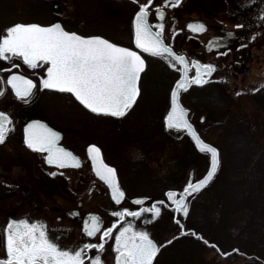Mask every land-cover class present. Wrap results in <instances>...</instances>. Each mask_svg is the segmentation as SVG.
<instances>
[{
  "label": "snow or ice",
  "instance_id": "snow-or-ice-1",
  "mask_svg": "<svg viewBox=\"0 0 264 264\" xmlns=\"http://www.w3.org/2000/svg\"><path fill=\"white\" fill-rule=\"evenodd\" d=\"M136 8L132 17V44L114 42L100 34H82L70 30L60 20L48 24L39 22H15L0 31V96L8 91L24 103L31 100L36 90L49 89L69 93L92 113L112 117H124L136 103L140 95L141 74L147 67L144 54L162 58L167 65L177 71L178 78L170 88L169 106L163 121L168 129L187 132L200 152L210 158L206 173L194 179L195 173L180 187H168L162 198L153 199L149 195L129 197L132 206L122 204L128 195L121 186L117 169L106 163L102 149L96 143L87 145L95 174L110 189V196L116 206L111 212L114 217L108 226L99 214L89 212L82 221V231L89 238L78 245L69 246L50 236L45 221L31 220L28 217H10L3 228L4 253H0V264H105L102 253L108 248L114 253V264H154L161 248L171 243L179 235L190 234L205 245L216 248L223 256H229L214 242L195 228L187 227L189 197L202 190L213 180L219 166V149L206 141L189 119V109L181 101V93L193 85H205L210 80H223L215 77L217 65L202 62L178 52L172 43L166 42V8H175L182 0H133ZM264 17V13H260ZM173 20L175 17L172 18ZM236 28L244 27L237 24ZM186 28L195 33L206 31L202 21L188 22ZM183 29H172V37ZM234 33L227 32L231 37ZM224 37H213L208 41L209 50L219 48ZM255 39V35L251 36ZM241 43L238 47L243 48ZM216 52V55H226ZM144 53V54H142ZM29 69L37 70L35 78L19 71L21 63ZM5 62L7 66H4ZM13 69H17L13 71ZM194 71V74H190ZM10 86V88L8 87ZM239 89L236 95L244 93ZM257 91L256 88L252 89ZM204 117H201L203 120ZM13 115L0 110V143H4L9 133L14 131ZM62 133L40 119L29 120L23 127L24 143L29 149L44 153L46 162L59 168L68 165L79 166L80 157L64 147L59 141ZM62 174V173H60ZM91 191V189H89ZM165 209L172 210V219L177 226L176 235L158 242L144 227L162 216ZM69 215H79L78 211ZM142 221L141 224H138ZM92 250H96L95 254ZM240 252V249H233Z\"/></svg>",
  "mask_w": 264,
  "mask_h": 264
},
{
  "label": "flooded vegetation",
  "instance_id": "flooded-vegetation-1",
  "mask_svg": "<svg viewBox=\"0 0 264 264\" xmlns=\"http://www.w3.org/2000/svg\"><path fill=\"white\" fill-rule=\"evenodd\" d=\"M155 2L159 3L161 0H155ZM58 5V2H54V7H56L57 10ZM104 7L105 24L109 27H114L118 33L117 35H113V37L104 36L113 40L114 42H118L130 47L134 46L132 44L131 36L132 17L136 5L134 4L133 0H104ZM165 11L167 13V23L165 28L166 42L172 43L174 49H176L178 52L187 53L189 57L200 59L202 62H212L217 64V71L213 74L215 77L219 75L222 69L226 67L230 68L231 64H233L232 67L234 68V71L244 72L239 69V64H242V67L245 66V62L247 61H245V51L248 52V55H252L255 47L264 43V17L260 15V13H264V0H182V3L179 6L175 8H166ZM173 17H175L174 20L172 19ZM60 21L64 23L65 26L70 30H75L82 34H95L82 31H89V27L92 24L89 21L87 25H85L84 22H73L74 24H77L78 28L74 27L73 25L71 26V24H69L68 21H64L63 18ZM193 21L204 22L207 25L206 31L202 33H195L187 29V23ZM237 24L244 25V27L236 28L235 26ZM79 27L82 30H78ZM173 27L183 29V31L177 32L174 38L172 37ZM228 31H232L234 35L231 37L227 36ZM252 35H255V39H251ZM213 37H224V39L219 42L221 47L209 50L207 44L208 41ZM241 43L246 44V46L243 48L238 47V45ZM227 48H230L231 51H228L226 55H216L217 51L223 53ZM144 55L147 61V67L141 74V79L139 82L141 92L136 103L129 110V112H131V114L134 116L125 117L129 112L126 113L124 117L119 118L92 113L90 110L81 105L73 95L69 93H63L58 90H36L31 100H29L27 103L17 99L14 93L11 91H8L4 96H0V110H6L11 115H13L15 123L14 131L9 133V136L4 143H0V163L5 160L9 161L13 159H19L18 165L22 167L24 165L25 167L27 161L33 158L36 160V164L38 162V165H35L37 168L36 170H39L38 167H40L41 170H43L45 167L42 172H39L41 174V180L44 179L48 173L57 171L58 166L49 165L46 162L44 153L29 149L24 143V125L29 120L40 119L46 122L49 126L55 128L57 131H60L62 133V137L59 142L64 147L71 150L75 155L80 157L81 160L79 166H65L63 168H59L58 174L56 176L49 175L50 181L48 179L47 181L43 182L44 185H52L59 188L60 190H89L97 186L103 193V197L100 199V202L97 204L96 208L85 212H83L81 208L84 205V201L82 199H77L76 203L79 208L71 209L66 213L68 218L72 219L70 220V224L63 223V217H59L55 222L47 219L46 217H33L31 213L24 211L22 206L18 203H12V205H9V211L6 212L7 219L10 217L20 218L26 216L31 220L45 221L47 223L50 236H53L57 241L64 245L74 246L83 243L85 240H93L95 242L98 238H89L83 233V219L87 217L89 212H94L99 214L104 220V226H108L109 222L114 219V217L111 215V212L119 206H116L115 202L112 201L110 189L106 183L100 179L93 170L91 159L87 154V145L91 143H96L99 147H101L105 162L116 167L121 186L128 194L125 198V201L122 202L124 206H132V201L129 199V197L137 195H149L153 199L162 198L163 193L161 195L160 193L158 194V189H156V187H158L156 185H159L157 183L158 180L153 175L151 179L152 181L149 182L151 190L145 194H137L133 192L134 190L132 186L136 185V182L139 183V178H143L147 173L145 169L140 167V164H144L142 159L141 163L134 161H129V163L127 162V164L132 166L131 169L136 167V170H131L130 183H128L124 178L118 163L113 161L111 156L108 155L105 146V142H109V146L112 144L115 145V142L112 139H107L109 136H111V129L109 126L113 121L119 120V123L136 124V118L139 115V111L162 110L164 103L168 101V105L162 113V123L165 124L163 121V116L165 115L169 106L170 88L173 86L174 80L178 78V74L177 71L171 69L162 58L154 57L149 54ZM217 59L223 60L222 63H217ZM15 62L21 63L19 71L24 74H29L35 78V72L37 70L29 69L19 60H16ZM235 62L236 65H234ZM4 66H7L6 62ZM16 70L17 69H13V71ZM190 74H194V71ZM0 75H5V73L1 72ZM159 75L162 77V81H160L161 78ZM211 82H213V80H210L205 85H193L187 91L182 92L181 97L183 104L187 106L183 101L184 96L186 97V95L191 93L192 90L203 88ZM8 87L10 88V86ZM35 107H39L44 113H37L35 115L33 114V116H27L28 112L34 110ZM189 108L191 109L190 118L192 119L191 112L193 109L192 107ZM71 111L73 112L72 117L60 116L61 114H67ZM76 111L80 113L81 116H79ZM44 115H50V117L47 118ZM96 115L110 118L112 122L102 121L97 124L95 118ZM62 122L63 124H60ZM144 123L146 125L155 126L156 129L158 126V119L153 120L147 118L144 119ZM136 127L126 126L125 128L121 127L120 129H122V133L126 132V134L123 135H127L128 137L131 132L136 131ZM152 132L153 134H156L155 130L153 129ZM97 135L99 137H97ZM169 135H172L176 138L187 136L191 140V137L185 132L181 135H175L172 132L169 133ZM136 136L137 134L134 132L133 138ZM101 137L105 138V140H103ZM144 139L147 141L151 140L149 135H145ZM117 159L121 160L119 157ZM122 161L123 160H121V162ZM48 167L52 168L48 171ZM0 186H2V183H0ZM180 186L182 185L178 184L175 187ZM165 210L168 212L171 211V209ZM73 211H78L79 215H69V213ZM141 223L142 221L138 222V224ZM4 225L5 223H3L2 227L0 228V253L5 252L2 242ZM143 226L151 232L153 237L158 242H160V217L155 221H152L150 224H144ZM186 236H191L193 239L202 243V241H200L195 236L190 234H187ZM111 243H113V241L108 242V244ZM108 244L105 245V251L102 253V259H104L105 264H114V253L108 248ZM163 248L164 246L157 254L154 264H168L167 261H165L166 255L169 260H171L169 264H175L174 260L176 259L177 255L175 252L176 248L173 247V251L168 249L170 252L167 254H165ZM95 251L96 250H92V253L95 254ZM218 254L223 257L220 252Z\"/></svg>",
  "mask_w": 264,
  "mask_h": 264
},
{
  "label": "rangeland",
  "instance_id": "rangeland-1",
  "mask_svg": "<svg viewBox=\"0 0 264 264\" xmlns=\"http://www.w3.org/2000/svg\"><path fill=\"white\" fill-rule=\"evenodd\" d=\"M54 2L59 3L58 10L54 7ZM104 13V0H0V31L5 29L6 26L18 21H33L45 24L63 18L64 21H68L71 26L73 25L76 28H78L77 24H74L76 21L84 22L85 25H87L89 21L92 23L89 27V31L82 30L80 27L78 30H82L86 33L103 34V36L113 37V35H117L118 33L114 27H109L105 24ZM244 56L246 57L245 61L247 60L245 66L242 67V64H239V69L244 72L234 71L232 67L233 64H231L230 68L226 67L222 69L218 75L219 77H227V86L232 90L239 91L243 85L249 86L264 79V43L257 45L252 55H248V52L245 51ZM222 61L223 60L219 59L217 63L220 64ZM234 65H236V62ZM192 93L193 92L189 93L186 97L184 96L183 101L187 106L192 107V119L202 136L205 135L206 137H204L207 138V140L216 144L214 140L219 133L216 123L223 119L227 111H216L208 106H204L196 100L193 101L190 99ZM167 105L168 101L164 103L162 112H164ZM238 105L239 103H236L233 109L237 110ZM247 107V109L251 111L253 106L247 103ZM72 111L67 114H61L60 116L72 117ZM37 113L42 114L44 112L41 111L39 107H35L34 110L28 112L27 116H33V114L35 115ZM78 114L81 116L80 113ZM202 115L207 116L204 121L200 120ZM44 116L47 118L50 117V115ZM95 118L97 124L102 121L112 122L110 118L99 115H96ZM136 119V124L121 123V126L123 128L126 126H146L144 123V115H139ZM119 122V120H115L109 126L111 129V136L107 139H112L115 145L112 144L109 146V142H104L108 155L111 156L113 161L118 163L128 183H130L131 170H136V167L131 169L132 166L127 164V162L134 161L141 163V159L143 160L142 162L144 164H140V167L146 170V177L143 175V178H139V183L136 182V185L132 186L134 190L132 191L134 193L145 194L151 190L149 182L152 181V175L155 176L157 180L162 177L183 185L188 180L191 169H194V179L201 177L208 169L210 163L208 154L200 152L193 144H189L185 148H189L185 151L187 154L185 157L183 153L184 150L181 153L177 151L172 152V149L175 148L177 150L178 146L183 147L186 140H189L188 137H173L167 134L168 132H166L165 129H163L164 132L162 134L159 128L156 127V129H154L156 134H153L150 141L145 140V147H143L140 143L139 145L135 144L136 141L134 142L131 135L128 137L127 135H123L126 134V132L122 133V129L118 126ZM60 124H63V122ZM205 133H207L208 136ZM97 137L99 136L97 135ZM259 138L264 141V133H262ZM102 139L105 140V138ZM176 140L179 142L177 143ZM118 157L123 161L121 162V160H118ZM18 163L19 159L5 160L0 163V183H2V186H0V228L3 223L7 221L6 212L9 211V205H12V203H18L22 206L24 211L31 213L33 217H46L54 222L57 221L59 217H63V223L70 224V220L72 219H69L66 213L71 209L79 208L76 203L77 199H82L84 201V205L81 208L83 212H85L90 209H95L100 199L103 197L102 191L97 186L93 187L91 191L85 189L60 190L52 185L46 186L43 182L49 179L50 173L47 175L45 174L46 176L42 180L40 179L41 174L39 173L40 171L42 172L45 167L41 170L40 167L37 166L39 170H36L37 168L35 165H38V162L36 164V160L33 158L27 161L25 167L24 165L23 167L18 165ZM51 168L52 167H48V171ZM156 186H158L156 189H158V194L160 193V195L166 190V188L160 190V185ZM215 186L216 184L214 185L212 182L210 185H207L205 189L194 193V195L212 202L215 200ZM213 213H216V211ZM172 215V210L170 212L164 210L162 213L159 233V240L161 243L166 239H171L173 235H176L177 226L171 217ZM242 219L243 215L238 214L235 218V224H240ZM192 251L196 254L202 252L201 257L199 255L198 258V264H225V260H223L222 256L216 253L214 249H210L206 246L204 247V245L195 246ZM242 260V258H239L237 262Z\"/></svg>",
  "mask_w": 264,
  "mask_h": 264
},
{
  "label": "trees",
  "instance_id": "trees-1",
  "mask_svg": "<svg viewBox=\"0 0 264 264\" xmlns=\"http://www.w3.org/2000/svg\"><path fill=\"white\" fill-rule=\"evenodd\" d=\"M160 78L162 81V77ZM241 88L246 91L236 95L238 91L227 86V79H217L203 88L192 90L190 99L193 101L196 100L216 111L227 112L223 119L216 123L219 133L214 142L220 149L221 164L212 181L216 184L215 200L209 202L200 196H193L185 222L188 227L195 228L214 241L223 251L240 249L241 253L234 251L223 257L225 264H264V141L259 138L264 133V79L256 84L243 85ZM253 88L257 91L253 92ZM236 103L239 105L237 110H234ZM247 103L252 104L251 111L247 109ZM162 113L159 109L139 111L138 114L144 115L145 119H158L157 127L162 134L163 129L167 134L172 133L162 123ZM129 116L134 115L129 112L125 117ZM118 126L121 128V123H118ZM152 129L154 130L155 126H137L136 131L130 135L133 138V133L136 132L137 136L133 138L135 144L140 143L145 147V135L152 139ZM185 137L187 136L179 138ZM190 141L186 140L183 147L178 146L177 150L174 148L172 152L181 153L184 150L185 157V151L189 149L185 148L193 144ZM170 180L159 178L160 190L178 185ZM214 211L216 213H213ZM238 214H242L243 219L237 225L235 218ZM198 245L208 246L191 236L179 235L171 243L164 245L163 251L167 254L173 251V247L176 248L175 264H198L202 252L196 254L192 251ZM165 258L169 264L171 260L167 255ZM239 258L243 260L237 262Z\"/></svg>",
  "mask_w": 264,
  "mask_h": 264
},
{
  "label": "water",
  "instance_id": "water-1",
  "mask_svg": "<svg viewBox=\"0 0 264 264\" xmlns=\"http://www.w3.org/2000/svg\"><path fill=\"white\" fill-rule=\"evenodd\" d=\"M219 47H221V45L219 46ZM0 74H1V72H0ZM214 74V73H213ZM181 95H182V93H181ZM181 101H182V97H181ZM183 103V102H182ZM185 107H187L188 109H189V112H188V116H189V119L192 121V119L190 118V108L188 107V106H185ZM166 114V113H165ZM203 117H204V119H205V116L203 115ZM203 119V120H204ZM202 120V121H203ZM46 123V122H45ZM192 123L195 125V127L197 128V126H196V124L192 121ZM51 127V126H50ZM167 128V127H166ZM168 129V128H167ZM168 130H170V131H172L175 135H181L184 131L183 130H176V129H168ZM197 131L200 133V131L198 130V128H197ZM187 133V132H186ZM188 134V133H187ZM201 134V133H200ZM189 135V134H188ZM190 136V135H189ZM201 136H202V134H201ZM62 137V136H61ZM203 137V136H202ZM204 138V137H203ZM192 139V138H191ZM205 139V138H204ZM61 140V139H60ZM206 141H208V142H210V143H212L211 141H209V140H207V139H205ZM194 142V141H193ZM214 146H216L218 149H219V147L216 145V144H214V143H212ZM194 145H195V143H194ZM197 148V147H196ZM198 149V148H197ZM199 150V149H198ZM219 153H220V149H219ZM220 162H221V153H220ZM68 166H75V165H68ZM218 171V170H217ZM194 172V169H191L190 170V173H193ZM206 173V172H205ZM204 173V174H205ZM217 173V172H216ZM203 174V175H204ZM200 177H198L197 179H199ZM211 183V181L209 182V184ZM208 184V185H209ZM207 186V185H206ZM205 186V187H206ZM194 194V193H193ZM192 194V195H193ZM191 195V196H192ZM191 196L189 197V199L191 198ZM160 219H161V217H160ZM212 248H214V247H212ZM215 250H216V248H214ZM217 251V250H216ZM231 252H233V250H231V251H229V253H231ZM239 253H241V252H239Z\"/></svg>",
  "mask_w": 264,
  "mask_h": 264
}]
</instances>
